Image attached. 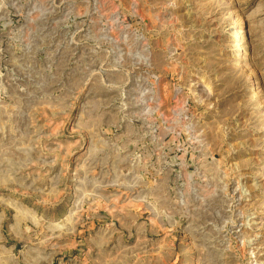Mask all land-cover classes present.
Here are the masks:
<instances>
[{
    "label": "rangeland",
    "instance_id": "rangeland-1",
    "mask_svg": "<svg viewBox=\"0 0 264 264\" xmlns=\"http://www.w3.org/2000/svg\"><path fill=\"white\" fill-rule=\"evenodd\" d=\"M0 264H264V0H0Z\"/></svg>",
    "mask_w": 264,
    "mask_h": 264
},
{
    "label": "bare ground",
    "instance_id": "bare-ground-1",
    "mask_svg": "<svg viewBox=\"0 0 264 264\" xmlns=\"http://www.w3.org/2000/svg\"><path fill=\"white\" fill-rule=\"evenodd\" d=\"M236 25L238 28L236 29L234 35L236 38H239L243 35V29L241 28V21H238Z\"/></svg>",
    "mask_w": 264,
    "mask_h": 264
}]
</instances>
